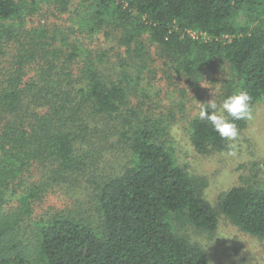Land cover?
Returning a JSON list of instances; mask_svg holds the SVG:
<instances>
[{
  "label": "trees",
  "instance_id": "trees-1",
  "mask_svg": "<svg viewBox=\"0 0 264 264\" xmlns=\"http://www.w3.org/2000/svg\"><path fill=\"white\" fill-rule=\"evenodd\" d=\"M221 64L222 100L264 99V0H0V264H209L178 226L221 214L264 240V186L208 200L174 153L185 100L157 90ZM184 130L229 147L199 114Z\"/></svg>",
  "mask_w": 264,
  "mask_h": 264
},
{
  "label": "rangeland",
  "instance_id": "rangeland-1",
  "mask_svg": "<svg viewBox=\"0 0 264 264\" xmlns=\"http://www.w3.org/2000/svg\"><path fill=\"white\" fill-rule=\"evenodd\" d=\"M205 74L195 86L180 82L184 84V97L175 90V85L164 80L158 83L157 90L165 97L164 109L175 108L176 102L185 100L183 118H179L173 128L174 153L177 161L201 180L205 197L216 206L221 195L233 186H264V99L255 104L253 119L239 130L236 140L229 141L227 149L200 153L190 143L184 128L193 115L199 114L204 103L212 98L217 104L223 102L221 88L231 78L223 64L215 72ZM56 204L60 206V200ZM219 218L218 228L213 233L198 230L188 223H180L178 230L204 246L209 264H264V240L242 231L223 214Z\"/></svg>",
  "mask_w": 264,
  "mask_h": 264
},
{
  "label": "clouds",
  "instance_id": "clouds-1",
  "mask_svg": "<svg viewBox=\"0 0 264 264\" xmlns=\"http://www.w3.org/2000/svg\"><path fill=\"white\" fill-rule=\"evenodd\" d=\"M199 118L210 122L222 138L234 141L239 135L235 121L253 119L251 97L240 90L225 98L221 104L212 98L200 109Z\"/></svg>",
  "mask_w": 264,
  "mask_h": 264
}]
</instances>
